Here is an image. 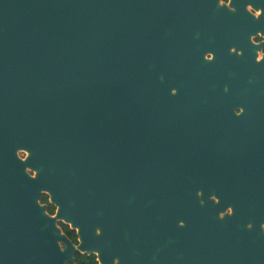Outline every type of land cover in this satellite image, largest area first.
<instances>
[{
    "label": "water",
    "instance_id": "water-1",
    "mask_svg": "<svg viewBox=\"0 0 264 264\" xmlns=\"http://www.w3.org/2000/svg\"><path fill=\"white\" fill-rule=\"evenodd\" d=\"M179 17L174 0H0V264H264V150L247 149L264 143L167 126L198 112L162 69Z\"/></svg>",
    "mask_w": 264,
    "mask_h": 264
},
{
    "label": "flooded vegetation",
    "instance_id": "flooded-vegetation-1",
    "mask_svg": "<svg viewBox=\"0 0 264 264\" xmlns=\"http://www.w3.org/2000/svg\"><path fill=\"white\" fill-rule=\"evenodd\" d=\"M174 7L180 16L177 40L174 51L164 47L162 69L177 79L171 88L192 81L198 112L172 115L167 126L174 133L186 134L187 130L174 128L193 125L206 128L195 130V135L264 143V0H174ZM182 11L188 16L186 26L180 25ZM166 34L164 28L163 37ZM253 147L247 149L264 150V145ZM25 155L20 152L21 157ZM41 203L51 216L57 213L49 194L43 193ZM57 224L74 245L79 244L78 232L71 224L60 220Z\"/></svg>",
    "mask_w": 264,
    "mask_h": 264
},
{
    "label": "trees",
    "instance_id": "trees-1",
    "mask_svg": "<svg viewBox=\"0 0 264 264\" xmlns=\"http://www.w3.org/2000/svg\"><path fill=\"white\" fill-rule=\"evenodd\" d=\"M76 262L77 264H99L95 255L86 257L80 253L77 254Z\"/></svg>",
    "mask_w": 264,
    "mask_h": 264
}]
</instances>
